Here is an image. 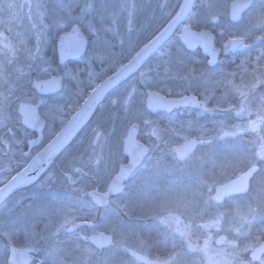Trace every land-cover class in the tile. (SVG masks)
I'll return each instance as SVG.
<instances>
[{"label":"rangeland","instance_id":"rangeland-1","mask_svg":"<svg viewBox=\"0 0 264 264\" xmlns=\"http://www.w3.org/2000/svg\"><path fill=\"white\" fill-rule=\"evenodd\" d=\"M231 1L198 0L188 22L212 31L216 44L218 34L221 45L239 38L250 48L209 67L176 34L103 100L39 180L3 202L0 264H8L10 247L25 249L30 264H264V255L249 256L264 241V0L238 23L228 16ZM139 9L138 0H0V33L10 30L0 38V142L9 130L30 136L20 131L24 102L36 104L46 121L43 145L52 139L89 90L158 30L139 23ZM74 23L88 38L86 53L58 64L57 37ZM54 73L63 81L59 94L41 97L30 88ZM146 89L193 94L205 107L153 115ZM132 124L147 154L123 191L98 206L89 192L107 190L126 163ZM19 136L12 138L17 166L27 160ZM191 138L196 148L178 160L172 147ZM257 164L245 194L215 202L217 186ZM98 232L112 235L111 244L96 248L82 239Z\"/></svg>","mask_w":264,"mask_h":264},{"label":"water","instance_id":"water-1","mask_svg":"<svg viewBox=\"0 0 264 264\" xmlns=\"http://www.w3.org/2000/svg\"><path fill=\"white\" fill-rule=\"evenodd\" d=\"M254 0H235L229 7V17L233 22H238L245 9ZM195 0H184L182 6L174 17L151 39L142 45L133 56L123 63L115 71L102 79L85 97L80 106L73 112L69 119L59 129V131L49 140L44 147L30 160V162L12 178L0 186V206L15 191L37 181L49 168L56 156L70 143L84 124L89 120L98 105L116 87L124 83L127 79L136 74L145 63L158 53L178 31L179 26L186 21V17L194 5ZM181 44L188 51H195L198 47L202 53L208 56L207 64L214 67L217 63L219 50L215 45V37L208 30H193L189 25L183 26L178 34ZM240 40L229 39L223 47V54L230 50H235L240 46ZM88 42L78 25L72 26L69 32L60 35L57 42V54L60 63L67 60L80 58L87 50ZM242 48H245L243 46ZM32 87L37 93L42 95H52L62 90V81L58 76H51L47 79L35 80ZM145 108L151 114L160 112H172L177 108L205 107V104L195 95L189 94L182 97H168L159 92L146 90ZM19 113L22 116V123L36 132L37 136L29 141V148L38 146L43 141V130L45 121L39 116L37 107L31 104H21ZM139 126L132 124L124 139L123 152L128 160L119 167L118 172L113 177L107 190L100 192L94 189L89 192V196L98 206L105 207L112 196L120 194L133 169L139 164L143 156L147 154V146L138 140ZM198 141L194 138L172 147L178 160H183L188 154L193 152ZM258 169L253 166L242 172L237 177L219 185L215 188L213 198L217 203L223 201L225 196L232 194H244L249 188V179ZM86 224V223H81ZM93 225V223H89ZM211 236V235H209ZM112 235L103 232L90 237L82 236L84 241L90 242L96 248L106 247L112 242ZM225 236H220L216 240L220 244ZM205 243L208 239L204 240ZM26 250L22 248H10L8 264H30L31 259L25 256ZM264 254V241L250 252L253 261L259 260ZM36 264H41L37 261Z\"/></svg>","mask_w":264,"mask_h":264},{"label":"flooded vegetation","instance_id":"flooded-vegetation-1","mask_svg":"<svg viewBox=\"0 0 264 264\" xmlns=\"http://www.w3.org/2000/svg\"><path fill=\"white\" fill-rule=\"evenodd\" d=\"M139 1V5H140V9H139V23L142 24V25H153V26H156L158 28V30L156 32H158L162 27H164L169 20H171L174 15L176 14V12L179 10V8L182 6L184 0H180V2H175L174 0H138ZM235 1V0H232L228 6V16H229V7L231 5V3ZM256 0L253 1V4L251 6H249L241 15V19L239 22L242 21V17L244 15L245 12H248L249 10H251V8L254 6ZM198 5V0H195L194 2V5L192 7V9L190 10V12L188 13L187 17H186V21L180 25L179 27H183L184 25H189L193 28V26L188 22V20L191 18V15L195 12L196 10V7ZM264 10V9H263ZM7 21H4V26H6L8 28V23H9V20L8 19H5ZM218 20V19H217ZM2 21H0V24H1ZM59 23V22H58ZM61 23V22H60ZM59 23V24H60ZM61 25V24H60ZM74 25H78V24H72L70 27H68L67 29H65V31L59 33L58 37H57V41L60 37L61 34L63 33H66L68 32L72 26ZM79 26V25H78ZM80 27V26H79ZM81 28V27H80ZM4 29V28H3ZM195 29V28H194ZM82 30V29H81ZM4 33H0V38L4 37L5 35L9 34L10 33V30L8 29L7 31L4 29L3 31ZM155 32V33H156ZM154 33V34H155ZM2 34H5L4 36ZM153 34V35H154ZM152 35V36H153ZM2 36V37H1ZM230 39V38H229ZM227 39V40H229ZM239 39V38H237ZM226 40V41H227ZM225 41V42H226ZM224 42V43H225ZM223 46L224 44H220L219 43V38H218V34H217V49L220 51L218 57H217V64L219 62V59L221 57H223V54H222V49H223ZM56 47H57V42H56ZM250 48L249 45H246V50H248ZM201 52V51H200ZM233 53V52H231ZM230 54V53H229ZM228 54V55H229ZM55 58L57 60V63L58 64H61L58 60V54H57V51H56V55H55ZM206 58V57H205ZM68 62H71V61H67L65 63H68ZM63 63V64H65ZM51 76H58L56 75V73L54 74H51L49 75L48 77H51ZM47 77V78H48ZM59 77V76H58ZM60 78V77H59ZM61 79V78H60ZM36 80V79H35ZM33 80V81H35ZM32 81V83H33ZM62 81V79H61ZM63 82V81H62ZM32 83L30 84V88L32 87ZM63 85V84H62ZM34 92L41 96V97H50V96H43V95H40L38 94L35 90ZM24 103H28V102H24ZM22 103H20L18 105V108H17V114L19 115L20 117V124H21V128L23 130H20V131H25L27 132L28 134H30L29 137H23L24 132H18V130H9L8 133H7V139H6V142L4 144H2L0 142V186L3 185L5 182H7L10 178H12L18 171H20L21 169H23L29 162L30 160L44 147V131L46 129V121H45V128L43 130V141L36 147H33V148H29V141L33 138H35L37 136L36 132L30 130L29 128H27L26 126H24L22 124V117L19 113V108L21 106ZM28 104H32L34 106L37 107V110L40 114V116L43 118V116L41 115V112L39 110V107L36 105V104H33V103H28ZM7 115V113H6ZM1 116L3 117V113L1 114ZM8 117L12 118L14 117V115H7ZM44 119V118H43ZM45 120V119H44ZM59 130V129H58ZM14 131V132H13ZM17 134H19V139L20 142L19 144L21 145V148H22V153L23 155L25 156V158H27L26 162L22 163L21 165H16L15 163V160H14V156H15V153H14V141H13V137L16 136ZM27 138V139H26ZM17 142V143H18ZM36 150V152H34ZM34 152V153H33ZM143 160V159H142ZM252 166H257L258 167V170H259V165H252ZM250 166V167H252ZM249 168V167H248ZM257 170V171H258ZM255 174V173H254ZM253 174V175H254ZM252 175V176H253ZM251 176V177H252ZM235 177V176H234ZM232 179V178H231ZM230 180V179H229ZM226 182V181H225ZM234 195H241V194H234ZM12 196V195H11ZM10 196V197H11ZM232 196V195H230ZM9 197V198H10ZM228 197V196H226ZM225 197V198H226ZM212 236V234H211ZM27 256V253L25 254ZM28 257V256H27Z\"/></svg>","mask_w":264,"mask_h":264}]
</instances>
